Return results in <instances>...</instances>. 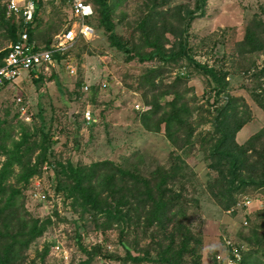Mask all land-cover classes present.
I'll use <instances>...</instances> for the list:
<instances>
[{"label": "rangeland", "instance_id": "374dc122", "mask_svg": "<svg viewBox=\"0 0 264 264\" xmlns=\"http://www.w3.org/2000/svg\"><path fill=\"white\" fill-rule=\"evenodd\" d=\"M88 3L96 12L97 7ZM105 3L116 35L129 49L138 47L140 53L151 51L143 43L139 24L154 4L157 11L169 10L165 22L177 29L179 16L174 9L180 10L182 18L187 11H193L190 23L186 20L189 23L185 39L187 54L199 65L212 69L225 87L216 96L220 85L186 59L161 62L155 57L144 63L130 60L127 54L109 45L95 13L89 23L93 35L87 40L78 39L67 49L66 61L74 74L70 75L62 64L53 63L40 71V77L23 73L15 83L0 91V174L5 170L0 182V208L11 198V212L3 213L2 217L15 216L9 225L14 231L18 224L34 221L44 228L16 263L10 258L4 264H228L227 240L241 248V256L248 264L255 261L264 264V243L259 248L252 236L255 231L258 236L264 234V216L259 214L264 211V187L249 186L235 192L239 202L251 201V214L245 216L242 210L229 215L211 197L217 174L209 168L208 159V151L217 137L214 120L230 97L234 104L227 115L235 111L237 120H246L235 135V143L246 150L239 178L247 182L264 174L263 163L256 165L264 147V111L253 100L255 94L262 95L264 90V0H205L198 9L195 0H105ZM1 11L0 1V52L11 43ZM38 17L35 37L40 45L49 40L52 44L72 20L64 6L49 1L43 4ZM249 29L258 34L260 46L256 51L243 43ZM177 39L168 32L163 34L166 54L177 50ZM156 68L161 73L154 79L156 88H153L146 80V73ZM182 68L185 74L181 76ZM178 78L180 83L173 86ZM177 96L178 105L185 106L187 115L181 129L171 131L174 144L166 133L164 119ZM18 97L31 114L30 121L20 114L15 102ZM153 104L158 109L154 115ZM88 111L90 122L84 120ZM40 133L51 138L52 144L45 153V162L51 170L43 172L41 166L25 182L22 176L37 165L43 152L38 148ZM23 138L26 139L21 162L7 165V154ZM101 162L108 163L106 169L92 174L89 180L101 192L102 204L111 203L113 194L118 198L133 187L130 183L122 186L118 173L112 177L116 169L143 181L134 194L144 193L142 187L147 183L150 187L159 184L162 174H175V180L162 188L179 198L184 206L176 218L185 225L181 236L191 241L179 261L175 259L178 246L163 255L169 243L167 234L155 225L148 227L147 216H141L137 225L124 227L114 219L107 221L104 216H96L93 221L92 216L73 205L72 199L56 193L55 187L62 180L57 163L86 168L88 174L92 164ZM37 180L43 185L44 202L31 196ZM142 199L138 195L135 198ZM170 228L171 225L167 233ZM248 239L252 240L250 244ZM97 245L102 254L119 259L94 253ZM124 247L132 257L148 253L149 259L133 263L125 257ZM162 257L169 263L162 261Z\"/></svg>", "mask_w": 264, "mask_h": 264}, {"label": "trees", "instance_id": "16d2710c", "mask_svg": "<svg viewBox=\"0 0 264 264\" xmlns=\"http://www.w3.org/2000/svg\"><path fill=\"white\" fill-rule=\"evenodd\" d=\"M0 1L2 2L1 19L6 27L11 42H14L17 39L18 34L22 32L23 27L20 22L18 23L15 22L14 19L6 18L3 0ZM85 1L87 3L92 2L97 7L96 12L94 11V16L95 13H97L99 27L104 30L109 45L116 50L127 54L130 60L137 59L140 63H144L153 60L155 57L159 58L161 62H176L181 59H186L189 63L193 64L194 68L201 70L203 73H205V75H209L211 79L217 83V86L220 85L219 80H217V75L212 69L199 65L187 54V46L185 41L187 35L186 31L194 13L193 11H187L185 16L182 18L179 15L180 10L174 9L176 14L179 16V19L176 18L179 27L177 29L170 23L168 24L165 22L166 15L168 14L169 10L157 11L154 8V4L150 13L144 17L145 20L139 24L143 43L145 47L151 48V51L148 53H140V49L136 46L129 49L126 46V42H124L122 38H120L114 32V25L110 19L109 7L106 5L105 0ZM204 2L205 0H195V9H198L200 4L202 5ZM43 4L44 3L42 2H37L34 23L26 29L29 38L34 41L38 47L48 49L51 44V40L46 41L43 45H40L35 37L36 26H38L40 23L38 16ZM92 19L93 18H91L88 22L90 23ZM187 19H189V23L186 22ZM159 20L162 21L160 25L157 24ZM165 32H168L178 38L176 43L177 50L167 54L164 51L162 42L163 34ZM247 33L248 34L244 38L245 41L243 43H246L248 46L252 47V51L258 50L260 46L257 39L258 34L255 31H251L250 29ZM154 35L156 36L152 38L151 36ZM6 52L7 49L0 52V66L2 65V61L6 55ZM66 54L67 50L62 54H54L53 58L58 63H60L62 59L66 58ZM40 71V69L36 71L39 77L41 74ZM160 73L161 69L158 70V68L147 70L146 80L147 82L150 81L149 83L153 88H156L153 84L154 79L158 78ZM32 75H34V73H32ZM180 81L181 79H176L173 86H176L178 83H180ZM224 87V85H220L216 88V96L219 95ZM261 93L263 94H255L253 96V100L258 105V107L264 111V90ZM178 96L171 104V112L164 119L165 130L166 133L168 132L169 134L168 137L171 143H174V139L170 137L172 129H176L175 132L179 131L184 124V117L187 115V112H185V106L183 104L178 105ZM227 99L228 102H226V104L219 109L218 115L214 120V135L217 137L216 140L213 141V144L208 151V159L210 160L209 168L213 169L217 174V177L214 180L216 186L215 188L211 186V197L216 200L220 207H224V209L228 211L232 208H235L239 202L234 196L235 192L238 193L242 191V189L249 186L264 187V174H262L258 180L251 178V180L247 182L244 179L239 178L241 174V168L244 166L243 156L246 150H244L243 146H238L235 143V135L246 124V120H237V114L235 111L232 112L230 116L227 115L228 110H231L232 105L234 104V99L230 97ZM153 105L155 106V110L151 114L154 115L158 109H156V104ZM190 133L191 132H189L188 137L191 135ZM25 139L23 138L21 142L15 144L13 151L7 154V165L10 162H21V149L25 143ZM251 142L252 138L248 145L251 144ZM38 144V148H42L43 152L37 161V165L30 168L29 171L24 173L22 176V180L25 182L29 177L37 174L43 163L47 161L45 153L48 145L52 144L50 136L48 134L40 133ZM263 153L264 147L258 156L259 159L257 160L256 165H259L261 162L263 163L262 168L264 169V156H262ZM107 165V162L94 163L91 165V167H89V173L85 174V170H87L86 168L78 166L74 167L69 163H66V165L63 163H57V166L59 167L58 174L62 177V180H59L58 185L55 187L56 193H61L66 199H72L74 203L73 205L80 207L83 214H89L92 216L93 221L95 220L94 218L96 216H104L107 221L114 219L115 222L124 227L130 226L133 223L137 225L140 222L141 216H147L146 225L148 227L155 225L167 234V240H169V243L162 252L163 255L167 254L172 249L175 251L176 247L178 246L179 249L176 251V255L178 256H175V259L179 261L181 254H183L184 250L188 249V245L191 241L190 238L181 236L185 232V225L179 218H176L179 213L182 214L181 211L183 210L184 206L179 202V198H174L170 191L162 188L163 184L166 186L168 181L175 180V174H162L159 184H156L154 187H150V184L147 183L142 187L144 193L140 194L137 192L134 194V192L141 187L143 181L138 180V178L129 172L116 169L112 177L115 178L116 173H118L119 181L122 186H124L126 183H130L133 187L128 188L129 190H127V192L122 196H118V198H115V194H113L111 197V203L106 201L104 204H102L100 198L101 192L97 190V187H95V185H93L89 179L92 174L105 170ZM4 173L5 170L3 168L0 174V182L1 176ZM110 181L111 180H108V182ZM113 191L115 190L113 189ZM137 195L144 198V200H135ZM10 200L11 198L6 200L3 204L4 206H1L0 208V227L3 228L0 231V245L2 246L0 248V264H4L5 261H9L10 258H13L16 263V261H18L20 258L22 251H24L31 242L39 238L44 230L43 226H38L37 221L32 222V224L21 223L20 226L18 224V228L15 231L10 229V222L14 220L15 216L2 217L3 213L10 214L11 212L9 209V205L11 204ZM237 213L238 212L235 211L231 215L233 216ZM259 214L264 216V211L260 212ZM80 216H82V214ZM169 225H171V228L170 232L167 233L166 231ZM258 235L259 234L256 231L252 233L254 244L260 248V246L264 243V234L261 236ZM176 236L178 237L177 242L175 241L177 238ZM122 239L123 231L120 232V241H122ZM251 241V239L247 240L249 244ZM237 248L241 254V248L239 246H237ZM124 250L126 254L125 257L128 260H131L133 263H141L144 260L149 259L148 253L132 257L127 247H124ZM93 251L104 258L119 259L118 257L102 254L99 245H97ZM228 254L230 255L229 250ZM88 255L90 254L88 253ZM161 260L169 263V260L166 258L162 257ZM240 262V264H248L242 256ZM255 264L261 263L255 261Z\"/></svg>", "mask_w": 264, "mask_h": 264}, {"label": "built area", "instance_id": "2783aa9c", "mask_svg": "<svg viewBox=\"0 0 264 264\" xmlns=\"http://www.w3.org/2000/svg\"><path fill=\"white\" fill-rule=\"evenodd\" d=\"M52 2L55 5L64 6L71 16V22L66 26L60 35H57L48 49L40 48L37 44L29 38L27 27L33 25L36 12L37 2ZM5 6V16L7 19H14L15 22H20L23 27L21 33L18 34L17 39L11 42L7 48L2 65L0 66V91L15 83L20 79L21 74L28 73L32 77L37 78V70H47L48 66L53 63H58L53 55L56 53H64L72 46L78 39H89L94 31L89 24V20L94 17V9L91 4L85 0H3ZM70 75L74 74V69L65 59L60 61ZM185 69L179 71V75L185 74ZM34 73V75H32ZM28 76V75H27ZM105 87V84H103ZM16 105L20 114L25 117L27 121L31 120V114L24 105L23 100L18 97L15 99ZM84 120L92 121L90 112H86ZM51 170V166L45 162L42 165V171ZM43 185L41 180H37L33 185L31 196L34 200L44 202L46 196L42 190ZM251 201L246 199L238 202L235 208L228 210L226 213L231 215L233 212H245V216H250L249 205ZM246 225V222L243 223ZM225 245L230 252L228 256V264H237L241 261V254L237 246L230 240L225 241ZM56 250L58 246L54 247ZM65 253L63 252V255Z\"/></svg>", "mask_w": 264, "mask_h": 264}]
</instances>
